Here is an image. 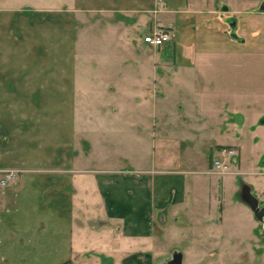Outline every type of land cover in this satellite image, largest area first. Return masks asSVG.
<instances>
[{
    "label": "crops",
    "instance_id": "crops-1",
    "mask_svg": "<svg viewBox=\"0 0 264 264\" xmlns=\"http://www.w3.org/2000/svg\"><path fill=\"white\" fill-rule=\"evenodd\" d=\"M159 28L171 42L138 46ZM263 59L264 0H0V264H153L184 165L239 147L249 81L227 71ZM137 69L163 91L139 92Z\"/></svg>",
    "mask_w": 264,
    "mask_h": 264
},
{
    "label": "rangeland",
    "instance_id": "rangeland-1",
    "mask_svg": "<svg viewBox=\"0 0 264 264\" xmlns=\"http://www.w3.org/2000/svg\"><path fill=\"white\" fill-rule=\"evenodd\" d=\"M89 29L100 32V18L90 20ZM153 32L155 31L145 34L142 29L138 30V46L143 44L140 41L141 35L145 39ZM91 38L100 40V35H90V40ZM92 43L98 42L92 40ZM97 45L100 50V41ZM137 53L138 60H145L153 67L155 57L149 58L147 54L144 56L139 51ZM248 60L251 61L252 58ZM148 70L150 71L147 68ZM240 70L227 71L226 76L232 81H249V84L243 85V90L232 93L233 96H240L238 100H232V112L233 145L239 146L235 148V157L240 158L241 166L237 164L238 160L232 159L230 173H227L229 175L217 173L213 160L224 161V149L221 152L215 149L213 157L211 149H208V153L202 155L199 163L184 165V170L190 172L186 175L189 181L186 203L174 213L175 216L169 217L168 222L162 225L160 235L154 239L156 254L153 264L166 263L176 251L183 253L184 264H264V234L261 224L250 207L240 199L242 185L246 183L252 187V192L260 204L264 205V85L259 89L261 81H264V69ZM137 71L138 80L140 79L137 84L139 92L163 91L161 82L155 83L153 79L149 83L150 75L147 73L145 77L144 69ZM152 76L154 78L155 74ZM171 94L174 98L169 103L172 105L177 102L178 96H175L176 90H172ZM241 97L243 99L240 100ZM92 104L93 110H99L98 101H92ZM74 262L93 263L87 259ZM111 263L112 260L100 257L99 264ZM116 263L118 262L115 261Z\"/></svg>",
    "mask_w": 264,
    "mask_h": 264
},
{
    "label": "built area",
    "instance_id": "built-area-1",
    "mask_svg": "<svg viewBox=\"0 0 264 264\" xmlns=\"http://www.w3.org/2000/svg\"><path fill=\"white\" fill-rule=\"evenodd\" d=\"M173 39V34L167 30L164 29H157L155 32H153L150 35H147L144 39L145 43L151 44L153 46H163L169 42H171ZM223 154L225 156L224 161L223 160H215L214 161V170L217 173L226 174L229 172L230 166H231V160L235 157L236 151L234 149H224ZM226 157H229V159H226ZM15 172L9 171L5 173L4 178L1 180V185L5 186L7 183L15 178Z\"/></svg>",
    "mask_w": 264,
    "mask_h": 264
},
{
    "label": "water",
    "instance_id": "water-1",
    "mask_svg": "<svg viewBox=\"0 0 264 264\" xmlns=\"http://www.w3.org/2000/svg\"><path fill=\"white\" fill-rule=\"evenodd\" d=\"M236 23L233 22L231 27L233 30L232 37L238 39L235 33ZM240 199L246 203L252 212L254 213L256 219L261 224V230L264 232V205L260 204L259 199L253 194L252 187L249 184H243L240 191ZM164 264H184V255L180 251H176L172 254V257Z\"/></svg>",
    "mask_w": 264,
    "mask_h": 264
},
{
    "label": "flooded vegetation",
    "instance_id": "flooded-vegetation-1",
    "mask_svg": "<svg viewBox=\"0 0 264 264\" xmlns=\"http://www.w3.org/2000/svg\"><path fill=\"white\" fill-rule=\"evenodd\" d=\"M263 234H264V232H263Z\"/></svg>",
    "mask_w": 264,
    "mask_h": 264
}]
</instances>
